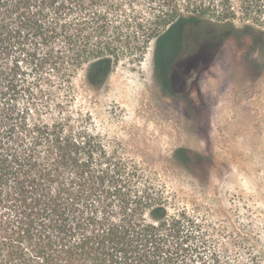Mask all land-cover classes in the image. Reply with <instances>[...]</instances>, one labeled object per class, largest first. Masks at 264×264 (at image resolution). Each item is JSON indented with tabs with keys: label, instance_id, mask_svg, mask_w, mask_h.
I'll return each instance as SVG.
<instances>
[{
	"label": "trees",
	"instance_id": "trees-1",
	"mask_svg": "<svg viewBox=\"0 0 264 264\" xmlns=\"http://www.w3.org/2000/svg\"><path fill=\"white\" fill-rule=\"evenodd\" d=\"M237 18L264 34V0H0V264H211L195 215L70 97L151 42L208 59Z\"/></svg>",
	"mask_w": 264,
	"mask_h": 264
},
{
	"label": "rangeland",
	"instance_id": "rangeland-1",
	"mask_svg": "<svg viewBox=\"0 0 264 264\" xmlns=\"http://www.w3.org/2000/svg\"><path fill=\"white\" fill-rule=\"evenodd\" d=\"M140 12L149 18L145 7ZM236 24L195 64L170 52L163 64L167 48L151 42L121 59L97 89L80 72L70 110L144 166L171 210L176 204L195 215L209 263L216 253L220 264H264V34L244 29L241 18Z\"/></svg>",
	"mask_w": 264,
	"mask_h": 264
},
{
	"label": "flooded vegetation",
	"instance_id": "flooded-vegetation-1",
	"mask_svg": "<svg viewBox=\"0 0 264 264\" xmlns=\"http://www.w3.org/2000/svg\"><path fill=\"white\" fill-rule=\"evenodd\" d=\"M194 83H196V82H194ZM193 101L195 102V98H193ZM196 104V103H195Z\"/></svg>",
	"mask_w": 264,
	"mask_h": 264
}]
</instances>
